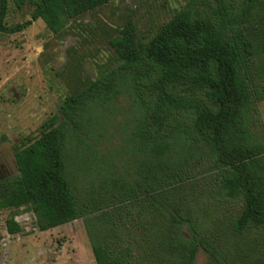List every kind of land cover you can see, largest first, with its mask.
I'll return each instance as SVG.
<instances>
[{"label":"trees","instance_id":"trees-1","mask_svg":"<svg viewBox=\"0 0 264 264\" xmlns=\"http://www.w3.org/2000/svg\"><path fill=\"white\" fill-rule=\"evenodd\" d=\"M11 1L30 19L0 31L39 19L55 34L112 0ZM109 46L119 63L15 149L0 210L26 206L38 231L81 219L94 264H193L200 251L209 264H264V125L249 111L264 100V0H187L146 42L127 21ZM122 94L137 159L128 178L92 180L76 156L98 158L101 111Z\"/></svg>","mask_w":264,"mask_h":264},{"label":"rangeland","instance_id":"rangeland-1","mask_svg":"<svg viewBox=\"0 0 264 264\" xmlns=\"http://www.w3.org/2000/svg\"><path fill=\"white\" fill-rule=\"evenodd\" d=\"M186 1L112 0L68 20L55 34L39 19L19 32L0 31V179L16 175L15 149L39 137L41 124L56 115L67 95L119 63L109 41L127 21L133 24L137 41L144 43ZM32 10L29 4L17 9L7 0L1 27L7 29L29 20ZM253 109L264 125V100L254 103L249 111ZM101 112L105 131L93 148L98 158L78 153L77 169L84 160L92 167L88 174L92 180L106 172L128 178L137 156L129 139L134 111L127 95L122 94ZM8 217L18 224L17 234L6 233L4 222ZM0 264L94 261L81 219L38 231L29 209L21 206L0 210ZM193 264L209 263L200 251Z\"/></svg>","mask_w":264,"mask_h":264},{"label":"flooded vegetation","instance_id":"flooded-vegetation-1","mask_svg":"<svg viewBox=\"0 0 264 264\" xmlns=\"http://www.w3.org/2000/svg\"><path fill=\"white\" fill-rule=\"evenodd\" d=\"M14 176H11V177H5V178H2V179H6V178H13Z\"/></svg>","mask_w":264,"mask_h":264}]
</instances>
